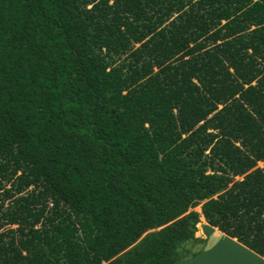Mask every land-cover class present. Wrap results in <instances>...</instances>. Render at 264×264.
Segmentation results:
<instances>
[{
	"label": "rangeland",
	"instance_id": "1",
	"mask_svg": "<svg viewBox=\"0 0 264 264\" xmlns=\"http://www.w3.org/2000/svg\"><path fill=\"white\" fill-rule=\"evenodd\" d=\"M73 5L104 94L162 166L178 175L189 165V180L217 179L228 186L252 180L247 196L233 199L222 190L202 200L194 208L201 220L196 236L212 232L211 241L219 243L221 235L206 231L209 225L263 245L264 9L257 0H73ZM202 56L208 58L204 64ZM200 71L226 72V94L216 98L218 87ZM49 184L16 142L0 146V226L20 223L8 213L24 211L27 198L36 203L38 196L45 201L39 207H60L62 226L81 235L64 264L76 253L86 264H107L123 252L98 228L85 225L89 217Z\"/></svg>",
	"mask_w": 264,
	"mask_h": 264
},
{
	"label": "trees",
	"instance_id": "2",
	"mask_svg": "<svg viewBox=\"0 0 264 264\" xmlns=\"http://www.w3.org/2000/svg\"><path fill=\"white\" fill-rule=\"evenodd\" d=\"M78 20L73 0H0V146L16 142L61 200L89 217L84 224L123 250L107 264L192 259L202 248L186 245L207 243L194 208L222 190L247 196L252 180H189V165L178 175L162 166L104 94ZM200 73L216 98L226 94V72ZM41 198L8 213L33 228L21 231L27 253L10 245L7 264H64L79 243L62 226L65 211L39 207ZM75 256L66 264H86Z\"/></svg>",
	"mask_w": 264,
	"mask_h": 264
},
{
	"label": "crops",
	"instance_id": "3",
	"mask_svg": "<svg viewBox=\"0 0 264 264\" xmlns=\"http://www.w3.org/2000/svg\"><path fill=\"white\" fill-rule=\"evenodd\" d=\"M201 226V224H199ZM0 226V264L8 263L7 250L10 245L21 247V255H25L27 251L23 248L24 244L21 238L22 230H30L31 227L22 223H13L6 225L5 228ZM33 228V227H32ZM208 228L216 230L220 234L219 243L212 242L210 233L206 239L207 244L203 246L202 251L194 258L189 260H179L174 264H264V250L255 247L254 245L238 240L217 228ZM199 233V232H198ZM4 262V263H3Z\"/></svg>",
	"mask_w": 264,
	"mask_h": 264
},
{
	"label": "water",
	"instance_id": "4",
	"mask_svg": "<svg viewBox=\"0 0 264 264\" xmlns=\"http://www.w3.org/2000/svg\"><path fill=\"white\" fill-rule=\"evenodd\" d=\"M163 227V226H162ZM162 227H159V228H156V229H152V230H149V231H147L142 237H141V239L148 233V232H150V231H153V230H158V229H160V228H162ZM140 239V240H141Z\"/></svg>",
	"mask_w": 264,
	"mask_h": 264
}]
</instances>
